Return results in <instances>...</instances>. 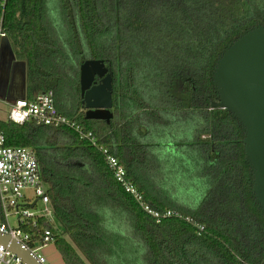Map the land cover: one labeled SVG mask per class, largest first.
Wrapping results in <instances>:
<instances>
[{"label":"trees","instance_id":"trees-1","mask_svg":"<svg viewBox=\"0 0 264 264\" xmlns=\"http://www.w3.org/2000/svg\"><path fill=\"white\" fill-rule=\"evenodd\" d=\"M52 1L0 0V35L26 64L25 98L51 91L58 113L117 158L146 206L178 215L157 223L144 213L73 130L0 121L6 147L35 153L58 226L41 225L63 264H264L243 130L211 107L216 62L264 27V0H57L56 18ZM86 60L112 75L109 124L84 118Z\"/></svg>","mask_w":264,"mask_h":264},{"label":"water","instance_id":"water-1","mask_svg":"<svg viewBox=\"0 0 264 264\" xmlns=\"http://www.w3.org/2000/svg\"><path fill=\"white\" fill-rule=\"evenodd\" d=\"M212 85L217 101L211 107L228 112L243 130L245 161L253 179L252 194L264 214V27L244 31L227 46L216 62ZM79 92L85 120L109 124L113 119L112 75L103 61L86 60L80 65ZM25 94L26 64L15 59L8 38L2 35L0 100L11 105L24 99ZM0 245L19 256L24 264H37L10 237L0 235Z\"/></svg>","mask_w":264,"mask_h":264},{"label":"built area","instance_id":"built-area-1","mask_svg":"<svg viewBox=\"0 0 264 264\" xmlns=\"http://www.w3.org/2000/svg\"><path fill=\"white\" fill-rule=\"evenodd\" d=\"M6 120L16 125L35 122L43 126L73 130L80 138L87 139L104 157L115 182L132 197L144 213L154 218L157 223L178 216L170 211L158 213L146 206L135 187L126 180V172L117 158L108 149L98 146L90 133L84 134L75 122L58 113L51 91L41 93L33 100H16L10 105ZM11 218L16 220L14 227L10 225ZM41 221L55 226L47 186L41 179L35 153L28 148L6 147L5 138L0 133V235L10 237L37 264H48L38 251L54 243V234L50 229L42 227ZM202 231L203 228L198 226V232ZM0 264L24 263L19 256L0 245Z\"/></svg>","mask_w":264,"mask_h":264},{"label":"rangeland","instance_id":"rangeland-1","mask_svg":"<svg viewBox=\"0 0 264 264\" xmlns=\"http://www.w3.org/2000/svg\"><path fill=\"white\" fill-rule=\"evenodd\" d=\"M56 3H58L57 0H55V1L53 0L51 2V5H50V7H51L50 9L53 10L52 15L54 18H56V14H55L56 5H57ZM9 110H10V105L0 101V121H4L7 119V115L9 113ZM39 207H40V205L38 204L37 209H39ZM54 223L56 226H58L56 222H54ZM10 225L13 227L16 226V220L14 218L10 219ZM63 238L69 242V239L67 236H64ZM38 253L42 254L45 257L48 264H63L59 254L56 251L53 244L48 245V246L40 249L38 251Z\"/></svg>","mask_w":264,"mask_h":264},{"label":"crops","instance_id":"crops-1","mask_svg":"<svg viewBox=\"0 0 264 264\" xmlns=\"http://www.w3.org/2000/svg\"><path fill=\"white\" fill-rule=\"evenodd\" d=\"M1 36H2V35H0V39H1ZM14 77H15V76H14ZM12 83H13V85H15V83H16L15 78L12 80ZM13 85H12V86H13ZM8 90H9V88H8ZM11 92H12V91H11ZM11 92H10L9 96L12 95ZM9 96H8V97H9ZM0 101L4 102V103H6V104H9V103L6 102V100H5V101H4V100H0ZM9 105H10V104H9Z\"/></svg>","mask_w":264,"mask_h":264},{"label":"flooded vegetation","instance_id":"flooded-vegetation-1","mask_svg":"<svg viewBox=\"0 0 264 264\" xmlns=\"http://www.w3.org/2000/svg\"><path fill=\"white\" fill-rule=\"evenodd\" d=\"M99 82V80L98 79H96V83H98Z\"/></svg>","mask_w":264,"mask_h":264}]
</instances>
